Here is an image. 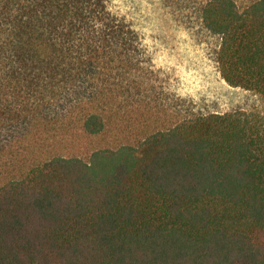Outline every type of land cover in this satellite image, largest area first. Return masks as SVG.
Masks as SVG:
<instances>
[{
	"label": "trees",
	"instance_id": "trees-1",
	"mask_svg": "<svg viewBox=\"0 0 264 264\" xmlns=\"http://www.w3.org/2000/svg\"><path fill=\"white\" fill-rule=\"evenodd\" d=\"M167 2L264 97V0ZM153 68L108 0H0V264H264V117L168 103Z\"/></svg>",
	"mask_w": 264,
	"mask_h": 264
},
{
	"label": "rangeland",
	"instance_id": "rangeland-1",
	"mask_svg": "<svg viewBox=\"0 0 264 264\" xmlns=\"http://www.w3.org/2000/svg\"><path fill=\"white\" fill-rule=\"evenodd\" d=\"M108 1L139 33L154 67V79L169 97L168 103L197 113L246 110L264 117L263 96L231 87L222 79L215 60L219 39L203 28L194 10L180 9L167 0ZM112 141L104 135L79 143L94 150Z\"/></svg>",
	"mask_w": 264,
	"mask_h": 264
}]
</instances>
